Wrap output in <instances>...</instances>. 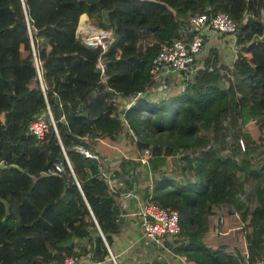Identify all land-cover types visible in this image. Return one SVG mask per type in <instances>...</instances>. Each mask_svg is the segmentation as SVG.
<instances>
[{
    "label": "trees",
    "instance_id": "trees-1",
    "mask_svg": "<svg viewBox=\"0 0 264 264\" xmlns=\"http://www.w3.org/2000/svg\"><path fill=\"white\" fill-rule=\"evenodd\" d=\"M218 12L236 26L227 84L211 48L180 91L120 108L117 97L155 85L151 60L190 15ZM81 14L111 30L104 82L93 67L98 51L75 37ZM263 29L264 0H0V264H59L67 256L112 264V236L127 224L117 197L137 182L139 162L130 157L144 149L156 161L172 154L182 163L184 180L160 172L144 195L178 214L179 232L163 241L170 251L186 264H264V39L247 47ZM47 110L55 131L48 124L36 140L26 124L48 120ZM121 114L129 154L101 155L91 143L114 144ZM249 121L256 139L238 134ZM63 152L70 169L42 174ZM106 158L114 162L108 178L98 171ZM111 178L122 186L110 188ZM220 211L246 222L245 257L224 243L204 244L208 218Z\"/></svg>",
    "mask_w": 264,
    "mask_h": 264
},
{
    "label": "built area",
    "instance_id": "built-area-1",
    "mask_svg": "<svg viewBox=\"0 0 264 264\" xmlns=\"http://www.w3.org/2000/svg\"><path fill=\"white\" fill-rule=\"evenodd\" d=\"M187 23L185 31L171 42L161 44L158 52L151 60L149 72L151 74L152 83L158 84L166 77H174L177 74L189 75V77H191L195 74L196 70L203 69L204 64L201 60L202 58H199V51L203 44L204 31L226 35L227 39L231 37L232 41L234 39V33L236 32L234 22L229 15L224 12H218L212 16H207L204 13H195L188 17ZM76 36L84 47L96 49L98 51L94 59V68L98 71L99 79L104 81L105 64L102 61L101 55L113 42L111 31L96 27L82 16L77 23ZM38 76L40 79L39 74ZM152 87L138 90L129 97H117L116 99L120 101L122 109L125 110L138 100L149 99L148 97H150L153 91ZM47 115L48 120H45L44 116L40 115L36 119L28 121L26 124V131L36 140H41L43 138L48 129V124H50L55 131L54 122L48 110ZM239 143L241 148H243L241 140H239ZM79 152L85 156H90L89 152L83 148H80ZM92 157L96 158V156ZM149 157V150L144 149L137 157H133L132 159L144 163ZM62 159L63 163L59 161L53 162L41 173L44 175L59 173L62 171L63 165H66L70 169V163L65 153H62ZM139 206V227L142 238L153 241L156 244H161L165 237L175 236L179 232L178 214L175 210L155 205L148 200V197L145 198ZM262 245L264 247V241ZM108 253L111 262L115 263L109 250ZM59 264L84 263L75 256H67ZM254 264H263V262L262 260H258Z\"/></svg>",
    "mask_w": 264,
    "mask_h": 264
},
{
    "label": "rangeland",
    "instance_id": "rangeland-1",
    "mask_svg": "<svg viewBox=\"0 0 264 264\" xmlns=\"http://www.w3.org/2000/svg\"><path fill=\"white\" fill-rule=\"evenodd\" d=\"M223 37L224 36H221L220 34L214 32L204 31L203 34L204 40L199 51L200 52L199 58L201 59L203 56L206 55V53L211 48H213L215 50V57L218 58L216 67L218 68L221 77H223V83L227 84L226 78L230 80L233 76L230 74L229 70H231L230 64H232L233 59L235 58L236 51H235V45L231 37H229L228 39L227 37L223 39ZM133 67L134 66L131 64L126 65V68L128 70L132 69ZM210 69L211 68L209 67L208 70ZM258 73L264 74V70H260ZM171 77L166 82L162 80L158 84L153 85L152 87L153 91L150 97L148 98L150 100L152 99L157 100V99L165 98L171 94L180 91L183 88L182 80L188 78L189 75L177 74L174 77L173 76ZM239 127H240L238 130L239 136L244 132V133H249L253 137L252 139H256L255 136L257 130L255 125L251 121L247 122L242 126L240 125ZM124 129H126V125L125 123H122L121 132L118 137L119 139H117L116 142L112 145L116 146L123 154L127 155L129 154V150L127 149L128 145L126 142V138L124 139L122 137L123 132L125 131ZM241 139L243 143V138ZM91 144L101 155H107L111 151L108 147L96 141ZM238 145L241 148L239 141H238ZM107 160L108 159L106 158L105 162L103 163H107ZM180 166H182V163L177 159V156L175 155L172 154L167 155L162 162L156 161L150 156L144 163L139 162V166L137 170H140L139 172L140 174H138V176L142 175V178L139 179L141 181V185L149 183L151 177H157L158 173L160 172L165 175L174 176L176 179L180 178L184 180L185 176L179 172ZM109 184L111 185L112 188L114 187L112 182ZM234 192L235 190H233V193ZM216 222H217L216 219H214L213 217H209L208 229H207L208 232L204 234L205 245L216 246L221 242L227 241L228 246L236 244L240 248L239 251H242L243 240H242L241 231L240 229H238L239 227L236 228V225H238V223H236L237 218H233V220L227 218V220L225 219L223 223L220 224L218 223V226ZM249 222H250V218H249ZM154 246L156 249L154 248L152 249L153 253L156 254V256L159 258L162 264L165 260H167L169 264H183L181 262V259L183 258L179 259L178 257L171 255L169 252H167L168 249H165V247L163 246H159L158 244H155Z\"/></svg>",
    "mask_w": 264,
    "mask_h": 264
},
{
    "label": "crops",
    "instance_id": "crops-1",
    "mask_svg": "<svg viewBox=\"0 0 264 264\" xmlns=\"http://www.w3.org/2000/svg\"><path fill=\"white\" fill-rule=\"evenodd\" d=\"M82 16L85 17L88 20V22H90L91 24L98 27L91 20H89L85 14L79 15V17L77 18L76 26H75V37L77 39H78V37L76 36V34H77V23H78V20H80V18ZM98 28H100V27H98ZM101 29H103V28H101ZM106 30H110V29H106ZM225 37L226 36H224L223 39ZM78 41L80 42L79 39H78ZM93 67H94V62H93ZM38 74H39V71L37 70V76H38ZM104 75H105V80H106V71L105 70H104ZM96 76H97L98 80H100L98 77V71L97 70H96ZM38 79H39V76H38ZM168 79L169 78L166 77V80H168ZM104 81H102V82H104ZM39 82L41 83V77L39 79ZM142 89L143 88H141L140 90H142ZM154 97H155V95H154ZM118 102H119L120 108L122 109V105H121L120 101H118ZM46 113H47V111H46ZM120 119L123 121V123H125L123 120L122 114H121ZM121 125H122V123H121ZM105 140H106L105 138H98V139H96V142L103 144L104 146L108 147L110 150H115L119 156L127 157V155L123 154L116 146H113L112 143H109L107 140H106L107 141L106 142ZM127 149L129 150V148H127ZM130 158L132 159L133 157H130ZM107 159H109V158H107ZM103 161L105 162V160H103ZM113 163H114L113 161L107 160V163H103V164H105L106 167H108V169H110L113 167ZM103 164L101 163V165L98 167V171L103 176L108 178V175L110 174L111 171L109 172V170H108L105 173L104 170L102 169ZM136 169H138V167ZM136 171L138 172L137 173V182L133 185V189L130 191H126V192H122V193L118 194L117 199L119 201V204L121 206L120 209L122 211L120 216L123 220H125L127 222V224L119 232V234L117 236H112V243H111L110 247L108 248V250L114 258L115 263L112 262V264H162L161 261L159 260V258L156 256V254L153 253V250H152L153 248L156 249L154 246L156 243L153 241H150L148 239L142 238L140 235V227H139V221L140 220H139V216H138V212H139L138 210L140 207L139 206L140 203L145 198H147V196H144V195H146L150 189L151 180L149 183L141 185V181L139 179L142 178V175L138 176V174H140L139 173L140 170H136ZM111 182L114 186L113 188L109 184ZM108 185L110 188L115 190V189H118L119 187H121L122 183L120 181H118L117 178H111L108 180ZM209 217H213L214 219H216L217 226H218V223L219 224L223 223V221H225V219L227 220V218L232 219V220H233V218H237L236 223H238V225H236V228L239 227L238 229H240L241 235H242L243 229L246 227L245 223L243 221H240L236 214L227 215L224 211H220L218 214L212 215ZM208 220H209V218H208ZM207 229H208V222H207ZM207 232H208V230L206 231V233ZM175 236L165 237L162 240L161 244H158V245L165 247V249H168L165 246V244L163 243V241L164 240L165 241H171V240L175 239ZM242 240H243V238H242ZM203 241H204V236H203ZM221 243H224L227 245V241L221 242ZM221 243H219V244H221ZM204 244H205V242H204ZM208 247H214V246H208ZM228 247H229V249H231V248L236 249L241 257L242 256L245 257L244 241H243V250L242 251H239L240 248L236 244H233V245L228 246ZM167 252H169L171 255H173L175 257H178L179 259L183 258V259H181V262L183 264H186L183 256H181V255L179 256V255L173 253L172 251H170L169 249L167 250ZM153 257H154V259H153ZM79 259L84 264H93V263H89L88 260L85 259L84 257H80ZM95 264H110V262L107 259L105 261L95 263ZM163 264H169V262L167 260H165L163 262Z\"/></svg>",
    "mask_w": 264,
    "mask_h": 264
},
{
    "label": "water",
    "instance_id": "water-1",
    "mask_svg": "<svg viewBox=\"0 0 264 264\" xmlns=\"http://www.w3.org/2000/svg\"><path fill=\"white\" fill-rule=\"evenodd\" d=\"M96 4H99V2H97ZM263 39H264V29H263V31H262V33L260 35L254 34L251 37L250 41L247 44V47L253 45L255 42L260 43V42L263 41ZM74 143L81 145L83 148L86 146V144L84 142L78 141L76 138H74ZM59 161L61 163H63V159L62 158ZM82 241L84 242V241H86V239H83Z\"/></svg>",
    "mask_w": 264,
    "mask_h": 264
}]
</instances>
